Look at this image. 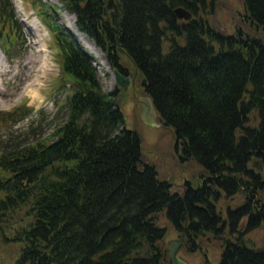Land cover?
I'll list each match as a JSON object with an SVG mask.
<instances>
[{
	"label": "trees",
	"instance_id": "trees-1",
	"mask_svg": "<svg viewBox=\"0 0 264 264\" xmlns=\"http://www.w3.org/2000/svg\"><path fill=\"white\" fill-rule=\"evenodd\" d=\"M27 1L70 91L57 108L65 118L48 133L0 146V242L19 244L15 264H165L161 215L187 251L204 234L219 239L214 264H264V0H241L231 33L205 16L218 0H57L111 68L122 73L117 40L145 78L143 92L180 157L202 169L181 192L141 159L123 95L102 89L57 5ZM177 5L188 20L174 16ZM24 40L11 0H0L3 54ZM28 112L0 111V125ZM235 194L238 203L221 205ZM256 228L258 245L247 235Z\"/></svg>",
	"mask_w": 264,
	"mask_h": 264
},
{
	"label": "rangeland",
	"instance_id": "rangeland-1",
	"mask_svg": "<svg viewBox=\"0 0 264 264\" xmlns=\"http://www.w3.org/2000/svg\"><path fill=\"white\" fill-rule=\"evenodd\" d=\"M43 1L57 5L56 10L61 16L59 21L70 31L69 24L71 21L74 23V15L61 9L57 0ZM11 2L17 19L22 22L25 40L21 47L13 46L10 49V58L6 57L0 48V111L7 112L22 105L27 107L29 112L16 123L0 125V146L6 140L18 139L23 142L26 139L41 137L48 133L56 123L65 118L63 109L58 110L57 108L70 91L68 82L60 73L55 49L50 45L49 35L33 13L32 7L27 0H11ZM16 6L23 9V13L28 17L27 20L23 18L26 21H23L24 14L18 11ZM241 12V0H218L213 12L205 16L222 32L231 33L238 22L237 13ZM35 21L39 22V28L35 25ZM79 37L82 38V35L79 34ZM86 38L84 37L82 41L85 45H88L90 41L92 44L89 45L90 49L77 40L90 55V61L95 68L102 89L123 95L120 107L124 125L138 131L141 140V159L152 164L158 178L168 181L173 191L181 192L183 183L186 181L196 183L202 169L194 160H183L180 157L179 145L176 146L171 130L164 126L146 124L139 118V105L136 99L146 95L142 86L136 85L134 93L118 88L112 70L106 64L104 53L87 36ZM41 47L45 51H41ZM44 55L46 59H43ZM122 63L132 72L133 68L128 60ZM40 67L44 68L43 72H39ZM136 81L138 82L137 78ZM27 89H31L32 94L28 93ZM238 201H240L238 194H235L230 199L221 200L220 203L225 205L226 203H238ZM19 214L22 215L21 211L17 213L18 217ZM19 222L20 220L16 219L12 226L7 228V235L14 232V227ZM159 224L166 228L161 241L164 250L169 240L181 238L183 246L177 254L188 264H214L218 260L222 247L219 239L213 238L210 234H204L196 239L195 249L187 251L185 237L163 215L159 216ZM247 235L258 245L262 242L263 230L256 228ZM18 251L17 242H0V264H15Z\"/></svg>",
	"mask_w": 264,
	"mask_h": 264
},
{
	"label": "water",
	"instance_id": "water-1",
	"mask_svg": "<svg viewBox=\"0 0 264 264\" xmlns=\"http://www.w3.org/2000/svg\"><path fill=\"white\" fill-rule=\"evenodd\" d=\"M172 12L174 16L178 19L188 20L191 17V13L188 9L181 5H177L173 7ZM116 50L121 59H128L127 53H125L124 49L119 46L117 40L115 42ZM109 66V65H108ZM134 73L138 72L140 75V71L137 69L135 65H133ZM112 73L114 76L115 84L118 88L125 90L127 88L129 78L122 73H120L116 67L112 68ZM141 83H145V78L141 77ZM133 88V86H132ZM136 102L139 105V118L142 122L155 125V126H164L157 118L156 110L150 100L148 95L140 96L136 99ZM183 241L182 239H172L169 240L165 245L166 251V263L165 264H188L183 258L178 256V251L182 248Z\"/></svg>",
	"mask_w": 264,
	"mask_h": 264
},
{
	"label": "flooded vegetation",
	"instance_id": "flooded-vegetation-1",
	"mask_svg": "<svg viewBox=\"0 0 264 264\" xmlns=\"http://www.w3.org/2000/svg\"><path fill=\"white\" fill-rule=\"evenodd\" d=\"M124 60H128V59L127 58L126 59H121L120 58V60H118V66H119V69H121L122 74L129 78V82H128L127 88L124 91H128L129 90L130 93H134V88H135L136 85L137 86L141 85L142 88H143L144 84L141 83V77L142 76L139 75L138 72L134 73V69L132 70V72L129 71V68L126 65H124V63H122ZM136 78L138 79V82L136 81ZM132 86H133V88H132Z\"/></svg>",
	"mask_w": 264,
	"mask_h": 264
},
{
	"label": "bare ground",
	"instance_id": "bare-ground-1",
	"mask_svg": "<svg viewBox=\"0 0 264 264\" xmlns=\"http://www.w3.org/2000/svg\"><path fill=\"white\" fill-rule=\"evenodd\" d=\"M16 7H17V6H16ZM17 9H18V11H20L22 14H24V13H23V12H24L23 9H21L20 7H17ZM24 16H25V17H24ZM24 16H22V19L24 18V19L27 20L28 17H26L25 14H24ZM24 19H23V21H26V20H24ZM35 22H36L35 25L39 28V22H37V21H35ZM69 25H70V26H69L70 29H71L75 34H77V39L80 40V41L83 43L82 39H83L84 37L86 38L85 34L79 32V31L76 29V27H75L73 21H71ZM79 34L82 35V38L79 37ZM86 39H87V38H86ZM83 40H84V39H83ZM88 41H89V40H88ZM88 41H87V42H88ZM81 42H80V43H81ZM84 43H85V42H84ZM84 43H83V44H84ZM89 43H90V41H89ZM89 43H88V45H85V44H84V45L87 46V47L90 49L91 46H89V45H92V44H91V43L89 44ZM40 50H41V51H45V49H44L43 47H41ZM43 57H44L43 59H46V55H44ZM43 71H44V68H43V67H40L39 72H43ZM27 92L30 93V94H32L33 91H31V89H27ZM34 93H35V92H34ZM34 95H35V94H34ZM34 95H33V96H34Z\"/></svg>",
	"mask_w": 264,
	"mask_h": 264
}]
</instances>
